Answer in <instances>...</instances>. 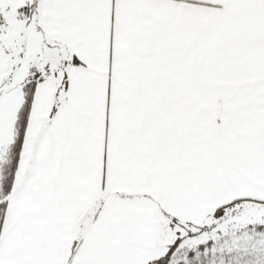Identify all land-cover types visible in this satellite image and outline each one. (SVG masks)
Returning <instances> with one entry per match:
<instances>
[{
  "label": "snow or ice",
  "instance_id": "snow-or-ice-1",
  "mask_svg": "<svg viewBox=\"0 0 264 264\" xmlns=\"http://www.w3.org/2000/svg\"><path fill=\"white\" fill-rule=\"evenodd\" d=\"M0 264H264V0H0Z\"/></svg>",
  "mask_w": 264,
  "mask_h": 264
}]
</instances>
